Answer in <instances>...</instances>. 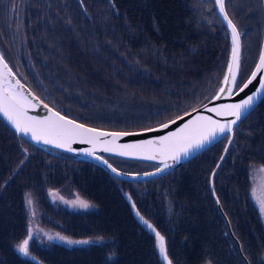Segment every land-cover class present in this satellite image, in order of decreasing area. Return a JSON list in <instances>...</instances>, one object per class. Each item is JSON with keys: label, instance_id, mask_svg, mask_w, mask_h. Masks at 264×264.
<instances>
[{"label": "trees", "instance_id": "obj_1", "mask_svg": "<svg viewBox=\"0 0 264 264\" xmlns=\"http://www.w3.org/2000/svg\"><path fill=\"white\" fill-rule=\"evenodd\" d=\"M80 2L86 7L85 16L75 15L76 24L67 25L65 29L55 27L45 30L44 32L48 31V33L39 39L43 45L41 54L44 55L45 61L43 65L39 61L38 67L46 81V85L42 84L49 90L45 101H51L57 105L58 107L54 106V108L67 117L95 128L107 130L130 131L131 127L140 124L143 125L137 129L151 128L154 124L148 121L149 118L163 112L166 102L175 100V97H185V93L180 96L178 92L183 89V85L195 81L194 96L201 97V103L218 86L228 62V36L224 25L218 18L220 25L211 22V15L208 11L200 15L197 13L194 6L199 8L200 2L192 0H112L113 5L109 0H80ZM102 6L112 10L113 18L106 19L105 37L99 38L100 32L95 33L96 35L92 33L84 35L87 30L85 26L92 23L87 18ZM259 21H261V13ZM127 25L132 28L133 35L125 33L121 41L116 44L118 46H113V41L107 44L108 39L111 40L113 37L117 39L116 30H124ZM35 42L37 43L36 40ZM35 47L36 45L33 47V52L36 51ZM109 48L117 52L110 60H107L102 53ZM56 57H60L61 62H55ZM82 59L85 60L82 62ZM96 69H99L97 74L90 72ZM242 77L241 84L247 79V77L245 79ZM34 87L42 97L44 92L36 85ZM151 87L154 88V92L146 93V89ZM163 90H165L164 93ZM130 92L136 93L137 96L130 102L129 98L123 100L122 97L129 95ZM135 101L137 102L133 107L129 106ZM192 104L193 101L185 102L177 108V111H183ZM107 105H117V108H114L117 111L108 112L105 108ZM255 112L256 117L253 116L256 120L258 118L257 121L262 127L264 138V99ZM116 117L122 122L131 121L135 124L122 127L125 123L110 120ZM246 118L249 120L250 116ZM165 122L168 121L161 124ZM110 123H113L115 127L106 125ZM253 134L248 138H245L242 133L237 134L236 147L233 148L237 158L230 165V178L216 179L214 190L221 206L228 211L230 223L232 214H235V224L231 223V230L233 236L241 244L244 255L250 264H263L258 259L264 254V245H256L252 237L258 232L263 237V230L257 220L250 216L245 217L246 205H237V201L233 200L244 198L243 180L249 174L251 163L258 160L244 152L251 143ZM10 138L14 139L16 149L10 150L7 145V140ZM19 141L30 150H25ZM224 147V143L216 144L202 155L201 159L209 156L207 164H211L205 169L214 170ZM258 150L256 156L260 154L261 157L264 141L259 144ZM41 154L49 160L60 159L59 155H51L17 137L0 121V182H6L13 178L15 173L23 171L29 166L30 159L33 157L39 160V165L46 175L59 176V183L64 181L61 176H65L70 181L76 178L78 185L75 189L81 190L88 186V183L97 182V185H93V193L90 195L82 191L85 197L97 204V211L84 212L82 217H76L73 214L68 216L69 210L59 208V211L55 209L41 216L43 225H51L55 221H62L69 217L71 223L69 225H65L66 222L63 223L66 228L63 230L71 235V239L74 241L95 239L96 241L73 245L62 243L54 246L33 243L30 255L25 256L18 251L16 244L21 241V237L24 239L27 237V222L24 218L17 216L16 223L8 226L6 222L10 216L4 217L3 221L2 215L6 213V206L10 201H15L16 208L21 209L23 197L30 189L22 191L23 187L18 192L16 190L4 192L3 190L4 202H0V264H3L6 259L12 260L9 264H164L159 249L155 246L157 237L140 219L136 218L137 213L135 215L131 213L139 209L141 205L145 207L141 210L142 213L140 212L144 219L149 221L155 231L164 237V243L169 242L167 254L175 264H197L205 257L215 260V264H218L215 255L210 250L212 248L208 236L205 237L206 230L204 234H194L191 231L195 228L188 229V221H193L192 216L195 217L194 222L207 226L211 220L216 219L218 211V208L215 211L208 204L210 219L202 220L197 216V213L202 210L200 207L201 188L209 187V184L204 182L205 169L202 180L198 184L191 180L192 170L195 174L196 171L202 172L197 168L193 169L197 158L163 177L161 187H164L168 180L170 184L175 185V177L183 176L168 200L163 193L155 197L147 191L143 194L142 201L139 200V203L136 201L135 208H133L132 197H136L137 193L132 191V184L130 185L127 181L111 176L101 167L84 162L71 164L65 174L60 167L50 170L41 161ZM114 162L121 168L124 166L121 161L115 160ZM86 166L94 168L98 175H94L92 168H89L88 173H84ZM124 168L133 170L134 165L129 163ZM79 169L82 171L79 172ZM74 174H77V177H72ZM101 174L104 177L103 181L98 180ZM26 182L31 184L29 181ZM123 184H127L128 188ZM31 185L38 190L39 199L47 198L48 189L43 187L38 180L36 184L32 182ZM68 186L67 188H71L70 185ZM56 187L63 189L64 185L59 184ZM231 187H236V191H233ZM145 188L147 187L143 185L136 186L140 193L145 192ZM210 195L212 196L211 192ZM168 202H170L171 211L168 210ZM48 205L51 204L48 203ZM119 206H121L120 209ZM222 227L224 228L221 231L222 238L214 234L213 248L230 247L232 244L235 257L238 258V245L229 233V222H224ZM95 228L106 229L108 232L94 234L93 229ZM109 228L113 230L110 231ZM233 264L246 263L241 260Z\"/></svg>", "mask_w": 264, "mask_h": 264}, {"label": "rangeland", "instance_id": "obj_2", "mask_svg": "<svg viewBox=\"0 0 264 264\" xmlns=\"http://www.w3.org/2000/svg\"><path fill=\"white\" fill-rule=\"evenodd\" d=\"M89 1V0H87ZM200 2L201 6L196 8L197 13L200 15L202 12L208 11L211 15V22L217 25H220L218 23V15L216 13L213 0H192ZM228 8L231 16L235 19V21L239 24L241 29L245 30L246 35L242 38V46H243V59H242V78H246L250 72L252 71L254 64L258 58L259 50H260V30H261V24L259 21L260 17V7L257 0H230L228 3ZM86 7L80 2V0H0V45L5 53L6 57L9 59V61L12 63V66L14 69L18 72H20L29 82V84L37 90V88L34 87L36 85L42 92H44V95L42 98L47 100V95L49 94V90L44 86L46 85V81L44 79V74L41 72V70L38 67V62L40 61L42 65L44 64V55L41 54V47L43 45L40 43V38L48 33V31L44 32L48 29L53 28H60L65 29V27H68L67 25L70 24H76L74 22L75 18H77L75 15H82L85 16L86 13L84 12V9ZM254 12V13H253ZM257 13V16H256ZM255 14V15H253ZM112 18V10L109 9V7H100L96 11L92 13V16H89L87 19L91 21L92 23L85 26L87 29L84 33L85 34H95L99 33V38L102 39L105 37L104 31L105 27L104 24H106V19ZM113 19V18H112ZM121 20V19H120ZM220 21V18H219ZM221 22V21H220ZM107 27V25H106ZM117 31V39L114 37L109 41L107 44H110L111 41L114 43L113 46L116 45L119 41H121L122 36L127 33L128 35L132 34V28L127 25V27L124 30H116ZM135 34V32L133 31ZM96 35V34H95ZM37 41V43L35 42ZM85 41V40H84ZM36 45L35 52H33V47ZM78 46V45H77ZM52 50V49H50ZM116 50L109 48L107 51H104L102 55L107 59L110 60L115 54ZM37 58V59H35ZM85 58V57H84ZM94 59V58H93ZM55 62L59 63L61 62L60 57H56ZM85 59H82V62ZM120 60L122 58L120 57ZM61 64V63H60ZM84 69L87 71V68L84 66ZM99 69H96L95 71H90L94 74H97ZM102 71V68H101ZM101 79H104L101 77ZM184 81V80H183ZM44 85H43V84ZM195 81L190 82L189 84L183 85L180 89L179 95L183 96L184 93L186 94L184 98L175 97V100H169L164 104L165 110L163 112L158 113L156 116L149 118L148 121L152 122L154 126L161 124L164 121L173 120L185 112L189 111L190 109L197 107L202 102L201 97L194 96L196 92H194V85ZM154 92V88H147L146 93ZM163 93L165 90L162 91ZM129 95L123 96L122 99L129 98V102L137 96L136 93H128ZM139 98V97H138ZM193 104L188 107L187 109L183 111H177V108L182 106L185 102H192ZM132 102L129 104V106L133 107L134 103ZM51 106H55L57 108V105H54L51 101L48 102ZM95 108V107H94ZM108 112L110 111H117V105H107L105 107ZM256 109L252 110L249 113V120L247 118L241 123L242 125L237 128V134L242 133V135L245 138H248L252 133L253 138L251 140V143L246 147L244 152L248 153L249 155L257 158L258 160L251 163L249 166V174L245 180H243V183L245 185V191H244V198H235L233 200L237 201V205H243L246 206L245 211V217L250 216L251 218H254L259 222V225L261 226V229L263 230V237L258 233L253 234V241L256 245H264V213L261 212L259 204L257 202V197L264 196V193H261L260 188L262 185H264V171H261V169H264V150L258 156L257 152L258 146L260 143L264 141V138L262 136V131L260 127V123L255 119L256 117ZM255 117H254V116ZM111 121H119L122 122L119 118H110ZM125 123L124 126H132L135 123L131 121L122 122ZM110 127H115L113 123L106 124ZM143 124L131 127V130L140 128ZM228 139H222L221 143H226ZM7 145H9L10 150L16 149V145L14 143V139L10 138L7 140ZM21 146L25 148V150H30L26 145H23L21 143ZM232 144L229 148L228 154L221 159L218 166H216L213 170L211 168L205 169L208 165L207 164V157L204 156L202 159V155L195 160V165L193 166V169L196 170L199 169L202 171L201 173L199 171H196L195 174L192 170L191 174V180L193 183L198 184L202 180L203 177V170L205 169V176H204V182L209 184V187H202V195H201V211L197 213V216L202 220H209L210 219V213L207 209V205H211V207L216 211L217 205L214 201L213 196L210 195V182L212 176H214V181L216 182V179H221L222 177L230 178V172L229 169L231 168V164L236 160L237 157H235L236 152L233 151V148L236 147L235 144L232 147ZM231 152V155H229ZM41 161L45 163L47 167L51 170V168H57L60 167V170L64 172V174L67 172L68 168L71 164H76L78 162L68 161V157L66 156H58L60 159H53L49 160L44 156V154H41ZM193 158L192 160H194ZM190 160V161H192ZM217 165V164H216ZM144 166V165H142ZM141 166V167H142ZM89 168H92L90 166H86L84 168V173H88ZM94 175L97 176L98 173L94 168ZM54 171V170H53ZM82 171L79 169V172ZM214 171V172H213ZM78 172V173H79ZM190 174V176H191ZM234 173H232L233 175ZM72 177H77V174H74ZM183 176L179 175L175 177V185L170 184L169 180L165 182L164 187H161V184L163 182V178L151 180L148 182L142 183V185L145 188V192L140 193L138 189H136L137 184L131 185L133 188L132 191L136 192V197H132V205L135 204L136 201L139 200L142 201L143 194H146L147 191L150 192L151 196L159 197L161 193H163L164 197L168 200L172 192L175 190L176 184H178L182 180ZM59 176H53V175H46L44 172V169H42L39 165V160L37 158L33 157L30 159L29 166L26 167L23 171H19V173H15V176L11 178L10 180L6 182H0V191L5 190H16V192L19 191V189L23 188V190L30 189L28 192H26L24 199L22 202H24L25 207L23 206L21 209L16 208L15 201H10L7 204L6 213L2 215L3 221L4 217L10 216V218H7V225L13 226L16 223L17 216L24 218L27 222L28 229H32V237L33 239L29 242V251L31 250L32 244L34 242H37V240L40 237H43L44 235H55L56 233H59L60 236H63L66 238V240H52V242L55 243H63L66 245H73L67 243V240H72L69 235L64 234V232L60 229H56L53 227H49L48 225H43L41 221V216H39L40 212V204H38V200L40 203L44 206L46 202L50 203V207L46 211L51 210V206L55 207V209H58L56 211H59V208L64 209H71L74 210L75 207L79 206V201L86 202L89 207L84 208V212L87 211H97L98 206L93 201L85 197V194H91L93 193V185H97V182H91L88 183V186L83 187L81 190H78V188L75 189V187L78 185L77 179L72 178V181L67 180V178L64 176H61L62 183L58 182ZM37 180L39 183L46 187L47 190V198L41 200L39 199V193L38 190H36L31 184L32 182L36 184ZM100 181L104 180V177H99ZM29 181L31 184H29ZM66 182H68L66 184ZM19 184V185H16ZM62 184L64 185V188H57L56 186ZM70 185L71 188H67ZM126 188H128L127 184H123ZM230 185V182H229ZM10 188V189H9ZM212 189V188H211ZM233 191H236V187H231ZM82 191L86 192L85 194H82ZM3 191L0 192V202H4ZM255 192V195H254ZM21 194V193H20ZM213 195V194H212ZM31 199L32 204L29 205L28 199ZM147 198V197H145ZM47 203V205H48ZM122 203H120L121 205ZM130 204V203H129ZM167 202L165 203V205ZM168 210L171 211V205L170 202H168ZM222 205V204H221ZM42 206V207H43ZM49 206V205H48ZM121 206H119L120 209ZM223 207V206H222ZM83 208V207H80ZM132 208V206H131ZM145 207L141 205L139 209L132 211V215H135L137 212L140 216L143 217L141 214V210H143ZM242 210V209H241ZM54 211V210H53ZM141 212V213H140ZM222 212V213H221ZM228 211L223 208V210H219L216 212V219L211 220L210 224L206 225H199L196 222H194L195 217L192 216L193 221H188V229H194L191 233L194 234H204L206 230V236H208V240L210 241L209 244L211 245L210 249L213 252V255H215L216 260L218 264H233L235 261H241V259L238 257H235L234 254V246L231 244L230 247H214L213 248V242H214V234L219 235L222 238V230L224 229L222 225L224 224L225 220L223 215H225ZM231 213V212H230ZM223 214V215H222ZM71 213L68 215L70 216ZM98 215V214H97ZM96 215V216H97ZM149 215V214H148ZM228 215V213H227ZM229 216V215H228ZM136 218L140 219L139 216L136 214ZM230 218V216H229ZM62 224L64 221H60ZM66 225H69L71 223V220H69V217L65 219ZM149 222V221H148ZM57 223V221H55ZM150 223V222H149ZM231 223L233 225L235 224V214H232L231 216ZM151 224V223H150ZM64 225V224H63ZM152 225V224H151ZM157 226V224H155ZM144 226V225H143ZM153 226V225H152ZM206 226V227H205ZM59 232H57V231ZM110 231L113 230V228H109ZM150 230V229H149ZM153 232L152 230H150ZM108 232L106 229H93L94 234H102ZM253 232V231H252ZM25 234V231H24ZM23 234V235H24ZM213 234V235H212ZM28 235V234H27ZM46 235V236H47ZM189 235L191 236L190 232ZM24 240V237H21V241L16 244L17 249L18 245ZM90 241H96L95 239H90ZM226 243V242H225ZM75 244V243H74ZM166 249L168 250L169 242L167 241L165 243ZM155 246L157 249L158 247V240L155 239ZM207 251V250H206ZM31 252V251H30ZM168 255V254H167ZM168 258L171 259L168 255ZM260 262L264 264V254L259 257ZM12 260H5L3 264H9ZM172 264H175V262H171ZM216 261L212 260L211 258L205 257L202 259V261L198 262L197 264H215ZM261 264V263H260Z\"/></svg>", "mask_w": 264, "mask_h": 264}, {"label": "snow or ice", "instance_id": "obj_3", "mask_svg": "<svg viewBox=\"0 0 264 264\" xmlns=\"http://www.w3.org/2000/svg\"><path fill=\"white\" fill-rule=\"evenodd\" d=\"M215 4L219 6V13L223 15V20L227 21L228 26L231 28V37H232V48L230 62L227 66V74L224 76L222 81L224 87L219 88V93L223 94L228 88L229 82L231 81L232 86L235 87L236 71L238 70L239 64V49H240V39L239 33L233 24L232 20L229 19L227 12L225 11L224 0H214ZM0 64L3 65V72H0V112H2L12 124L25 135L31 134V139L35 140L37 143L43 141L45 144H55L56 147H67L74 140L80 139L81 141H87L88 143L95 144L96 142L109 143L108 141H100V137L112 136L113 140L111 143H115V139L127 135V133H107L99 132L97 133L95 129L85 128L82 124H77L72 120L66 119L64 116L60 115L59 112L52 113V116L41 120L37 117H31L27 115V107L31 105L28 101V98L21 95L18 91L13 93L11 91V80L8 79L11 77V69L8 68L7 64L3 61V56L0 55ZM264 69V53H262L258 59V63L255 66V70L251 72L250 77L239 86L238 92H242L253 80L256 79L258 73ZM18 84V81L16 82ZM5 85L8 87L6 88ZM259 89H264V76L261 77L259 83ZM237 92V94H238ZM259 94V90L256 94L248 96L241 103L234 105H225L221 108H212L208 109L209 111L216 112L218 115H230L234 116L235 119L229 121L227 124H222L218 121L212 120L211 117H196L189 124H185L182 128L179 129V132H173L169 136L161 137L158 142L154 141H145L139 144H125L119 145L118 147L122 149L119 152V155H135L142 153L143 158L145 159H155V155L152 154L153 144H157L158 147L155 149L159 151L162 155H167L173 160H179L181 154L187 155L192 149H201L206 144L212 143L215 139L218 138L217 134L224 136L225 139H228V136L225 135L226 131H231V125L235 124L237 120L241 117V111L247 110L252 106L254 98ZM228 95H232L231 89H228ZM47 108L48 106L45 105ZM51 111V109H49ZM199 121V123H198ZM175 121H173L174 123ZM167 127V124L164 125ZM106 152L112 151L111 148H104ZM130 150V151H129ZM68 151H73L72 148L68 147ZM88 155H92V152H88ZM101 159V157H96ZM112 172L119 175L117 169L112 168L111 164H108L107 160H104ZM165 167L169 165L165 164ZM162 171V169H158ZM264 171V169H261ZM261 193H264V185L260 188ZM255 195V192H254ZM257 202L259 204L260 210L264 213V196L257 197ZM29 205L32 204L31 199H28ZM79 206L83 208L89 207V205L84 201H79ZM133 208L135 205L133 204ZM139 216V213L137 212ZM142 223H144L150 230L155 232V235L158 240V247L161 254L166 259L165 254V245L164 237L160 235L159 232H156L154 227L146 220L144 217L139 216ZM32 229L28 231L27 237L18 245V251L24 254L25 256L30 255L29 251V242L33 239ZM47 235V234H46ZM47 239L52 240H66L65 237L60 236L59 233L55 235H47ZM67 243H88V241H72L67 240Z\"/></svg>", "mask_w": 264, "mask_h": 264}, {"label": "water", "instance_id": "obj_4", "mask_svg": "<svg viewBox=\"0 0 264 264\" xmlns=\"http://www.w3.org/2000/svg\"><path fill=\"white\" fill-rule=\"evenodd\" d=\"M216 11L223 22L224 26L226 27L228 31V35L230 37V51H229V59L227 66L230 62V56H231V48H232V37H231V28L228 26L227 21L223 20V15L219 13V6L215 4ZM262 7H263V23H264V0H262ZM226 11V8H225ZM227 12V11H226ZM228 14V13H227ZM229 19L230 16L228 15ZM232 20V19H231ZM233 24L235 25L236 29L237 26L232 20ZM238 31V30H237ZM239 33V31H238ZM239 39H240V49H239V67L236 71V79H235V87L232 86L231 81L229 82L228 88H226L225 92L223 94L219 93V88L224 87L222 81L224 79V76L227 74V68L223 75L222 80L220 81L218 85L217 92L215 95L207 100L206 102L200 104L195 109L171 120L166 123H163L162 125L156 126L154 128L150 129H142V130H134V131H114V130H105V129H99L90 127L87 125H84L80 122H77L75 120H72L61 113L60 115L64 116L68 120H72L77 124L84 125L85 128L89 129H95L97 133L99 132H107V133H127V135L120 136L115 139V143H111L113 140L112 136H106V137H100V141H108L109 143H103V142H96L95 144L88 143L87 141H81L80 139L74 140L71 144L67 145V147H56V145L53 144H45L43 141H40L37 143L35 140L31 139V134L25 135L24 133H21L13 124L11 121L8 120V118L0 112V120L19 138L25 140L26 142L36 146L39 149H42L49 153L59 154V155H68V157H71L74 160H78L84 163H91L93 165H96L98 167H101L106 172H108L111 176L125 180V181H146L155 179L158 177H161L171 171H174L176 168L184 164L185 162H188L192 160L197 155L201 154L205 150L209 149L214 143L219 141L220 139L224 138V136L218 135V138L215 139L212 143L206 144L201 149H192L189 151V153L185 156L181 154L180 159L173 160L169 158L167 155H162L159 151L155 150L158 145L153 144L151 147L153 148L152 154L155 155V159H145L143 158L142 153H138L135 155H125L121 156L119 155V152L122 150L118 146L119 145H125V144H139L145 141H154L158 142L161 137L169 136L173 132H179V129L182 128L185 124H189L191 127L190 122L194 120L196 117H211L212 120L218 121L222 124H227L229 121L235 119L234 116L230 115H218L216 112L209 111L208 109L212 108H221V106L225 105H234L237 103H241L244 99H246L248 96H252L256 94L259 90V94L255 96L254 102L251 107H249L246 111H241V117L239 120L236 121L235 124L231 125V131L225 133L226 136L230 135L229 142L227 144V147L225 149V153H227V150L232 142L233 139V132L234 129L240 124V122L243 120L245 116H247L255 107L256 105L263 99L264 97V89H259V83L261 80V77L264 76V69L261 70L260 73L257 74L256 79L252 81L251 84L248 85L247 88H245L242 92H238L239 87L238 80H239V73H240V63H241V35L239 33ZM264 53V31H263V40H262V46L260 48V55ZM1 55V53H0ZM258 57V59H259ZM4 63L7 64L8 68L11 69V77L8 79L11 80V91L13 93L19 92L21 95L28 98V101L30 102L32 106L27 107V115L31 117H37L41 120H45L52 116V113L58 112L55 109H53L51 106H49L47 103H45L39 96H37L32 89L26 85L12 70V68L9 66L7 61L3 58ZM258 63V62H257ZM257 64H255L256 66ZM255 70V67L253 71ZM3 65L0 64V72H3ZM252 71V72H253ZM250 77V76H249ZM18 81V84L16 83ZM7 88L8 86L5 85ZM228 89H231L232 95H228ZM238 92V94H237ZM45 105L48 107L46 108ZM51 109V111H49ZM173 121H175L173 123ZM199 123V121H198ZM167 124V127H164V125ZM68 147L72 148L73 151H68ZM104 148H111L112 151L106 152L103 149ZM130 151V150H129ZM88 152H92V155H88ZM96 157H101V159H97ZM224 158V156H223ZM104 160L108 161V164H111L112 168L117 169V172L120 173L117 175L116 173L112 172L111 168H109L105 163H103ZM118 160L123 163V165H127L131 163L132 165H141L146 164L150 167L149 170H143L141 172H130L126 170V168H119L114 164V161ZM167 164L169 167H165L164 165ZM158 169H162V171H158ZM212 184V182H211ZM221 210V209H220ZM231 231V230H230ZM231 233V232H230ZM233 236V234L231 233ZM234 237V236H233ZM235 239V238H234ZM236 240V239H235ZM237 241V240H236ZM241 251V249H240Z\"/></svg>", "mask_w": 264, "mask_h": 264}, {"label": "flooded vegetation", "instance_id": "obj_5", "mask_svg": "<svg viewBox=\"0 0 264 264\" xmlns=\"http://www.w3.org/2000/svg\"><path fill=\"white\" fill-rule=\"evenodd\" d=\"M53 210H55V207H53L50 211H45L43 209V207L41 206L40 209H39V212H40L39 216L44 215L46 212H52ZM69 211H70L71 214H73V216L82 217L84 215L83 213H84L85 210H84V208L75 207L74 210L69 209ZM63 221L65 223V219ZM48 226L56 228V229H60L62 231H65L63 229H66L65 226L60 221H57V223H53V224L48 225ZM26 230H27V234H28V231H29L28 226H27ZM55 231H57V230H55ZM57 232H59V231H57ZM34 243H37L39 245H46V246H54V245H57V244H62V243H59V242L55 243V242H52V241L48 240L46 235H44L43 237H40L37 240V242H34Z\"/></svg>", "mask_w": 264, "mask_h": 264}, {"label": "bare ground", "instance_id": "obj_6", "mask_svg": "<svg viewBox=\"0 0 264 264\" xmlns=\"http://www.w3.org/2000/svg\"><path fill=\"white\" fill-rule=\"evenodd\" d=\"M110 2H111V4L113 5V2H112V0H109ZM225 27V26H224ZM226 29V28H225ZM241 43H242V40H241ZM259 53H260V50H259ZM258 56H259V54H258ZM257 62H258V59L256 60V62H255V64H257ZM249 76H250V74H249ZM249 76L247 77V79L249 78ZM246 79V80H247ZM245 80V81H246ZM244 81V82H245ZM217 89H218V86L216 87V89L213 91V93L204 101V102H206L207 100H209L210 98H212L214 95H215V93L217 92ZM203 102V103H204ZM67 117V116H66ZM68 118H70V117H68ZM171 121V120H170ZM166 123V122H165ZM162 125V124H161ZM159 126V125H158ZM156 127V126H155ZM211 191H212V196H213V198H214V200H215V202H216V205H217V207H218V209H221L222 208V206H221V204H220V202H219V200H218V198H217V195H216V192H215V190H214V184L211 186Z\"/></svg>", "mask_w": 264, "mask_h": 264}]
</instances>
